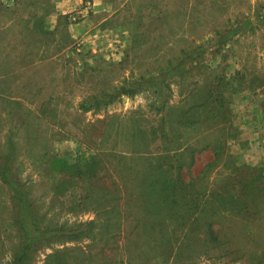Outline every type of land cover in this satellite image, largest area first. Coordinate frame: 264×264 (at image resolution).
I'll return each instance as SVG.
<instances>
[{
    "label": "rangeland",
    "instance_id": "1",
    "mask_svg": "<svg viewBox=\"0 0 264 264\" xmlns=\"http://www.w3.org/2000/svg\"><path fill=\"white\" fill-rule=\"evenodd\" d=\"M162 130L196 233L147 195ZM262 260L264 0H0V264Z\"/></svg>",
    "mask_w": 264,
    "mask_h": 264
},
{
    "label": "trees",
    "instance_id": "2",
    "mask_svg": "<svg viewBox=\"0 0 264 264\" xmlns=\"http://www.w3.org/2000/svg\"><path fill=\"white\" fill-rule=\"evenodd\" d=\"M241 26H236L231 29V31L224 35L220 34L219 38L216 43V52H219L221 47L234 35L238 33V30ZM193 59V58H192ZM183 62L176 64L174 66L175 70H178L181 68ZM133 92L132 88H128L125 86H121L116 90V93L118 94H131ZM114 94L110 95H104V98H112ZM182 118L176 119L175 123H183L184 121H181ZM164 119H162V123H164ZM172 124V123H171ZM164 129V128H163ZM168 133L164 132L162 130L158 136L157 139L153 138L152 140H147V148L144 150L142 146H140L136 151L138 153H147L149 156H151V168L150 171L153 173L154 182H158V185L160 187L156 189V186H153L148 192L147 195L154 196V200L152 202V206L155 207L154 211H157L160 213L163 209L162 206H168L173 209V212L170 213V215H174L173 218L170 219V221H177V219H181L182 222L188 223L187 230L196 233L197 231L194 230L197 229L199 226L200 218L198 216V210L197 206L195 204H189L191 201H194L196 198L193 195V188L191 184L188 182L183 181V172L182 168L185 165L184 161H180L179 156H185L186 152L193 153L195 152L196 148L192 147L190 143H186L183 145V143H176L177 145L172 148L166 147V145L169 144ZM166 142V143H165ZM179 142V140L177 141ZM153 145L157 146L153 149ZM205 145L204 147H206ZM179 161V163H178ZM177 163V164H175ZM176 165V166H175ZM152 177V175H150ZM146 194V193H145ZM144 196V195H143ZM209 196V195H208ZM226 197V195H224ZM145 197H143V201L141 200L142 205L145 204ZM227 198H230L233 200V197L227 196ZM144 202V203H143ZM157 203V204H156ZM160 204L162 206H160ZM189 204V205H188ZM182 205V206H181ZM183 205H187L186 210L182 212ZM165 208V207H164ZM167 209V208H166ZM223 210V209H222ZM177 212V215H176ZM177 217H176V216ZM117 223V222H115ZM90 224H94V221H90ZM106 228L110 229L111 227H114V224L107 223ZM165 221L162 220H152L147 225V231L149 234L152 235V233H159V235L162 234L163 231H166L165 227ZM84 231V228H82ZM198 230V229H197ZM78 231L79 234L83 233L81 230H74L73 232H70V237L72 238H78ZM160 239V237H159ZM159 239L152 237L150 239L152 242H155L156 244H160ZM127 240V239H126ZM181 240H175V253L180 249ZM184 243V241H183ZM125 256V262L130 261V257L128 254ZM122 261V260H121ZM258 264H264V260L259 262Z\"/></svg>",
    "mask_w": 264,
    "mask_h": 264
}]
</instances>
